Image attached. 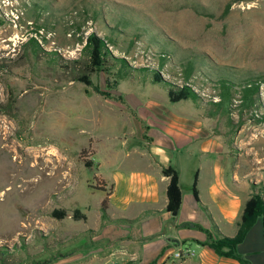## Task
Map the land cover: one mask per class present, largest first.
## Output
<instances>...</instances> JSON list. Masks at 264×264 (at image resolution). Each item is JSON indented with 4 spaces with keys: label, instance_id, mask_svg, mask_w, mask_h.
Instances as JSON below:
<instances>
[{
    "label": "rangeland",
    "instance_id": "1",
    "mask_svg": "<svg viewBox=\"0 0 264 264\" xmlns=\"http://www.w3.org/2000/svg\"><path fill=\"white\" fill-rule=\"evenodd\" d=\"M91 32L114 40L113 56L158 70L175 85L194 60L187 83L203 103L171 102L150 75L74 79L70 69ZM163 51L169 59L161 67ZM215 65L236 70L238 81H263L242 121L236 111L230 122L206 114V103L218 99ZM199 115L211 139L234 153L253 193L263 194L264 0H0V250L8 263L97 261L95 229L107 220L100 202L113 184L114 210L115 175L138 169V148H172L160 142L171 141L167 132L150 134L153 118L180 124ZM55 209L64 216H53Z\"/></svg>",
    "mask_w": 264,
    "mask_h": 264
},
{
    "label": "crops",
    "instance_id": "2",
    "mask_svg": "<svg viewBox=\"0 0 264 264\" xmlns=\"http://www.w3.org/2000/svg\"><path fill=\"white\" fill-rule=\"evenodd\" d=\"M153 121L156 129L150 134L159 138L167 132L171 141L160 142L172 148H138L142 160L138 169L128 176L115 175L114 210L109 204L107 220L95 229L102 244L98 260L91 264H244L203 244L208 234L217 238L215 226L221 234L233 236L243 206L253 194L246 174L239 173L234 153L211 139L200 115L180 124L167 118ZM201 137L205 141L200 148H185ZM168 166L176 170L180 190L175 215L165 209L170 177L161 169ZM194 178L198 199L192 192ZM185 249L191 254L174 256L176 250ZM236 250L251 264H264L260 217Z\"/></svg>",
    "mask_w": 264,
    "mask_h": 264
},
{
    "label": "trees",
    "instance_id": "3",
    "mask_svg": "<svg viewBox=\"0 0 264 264\" xmlns=\"http://www.w3.org/2000/svg\"><path fill=\"white\" fill-rule=\"evenodd\" d=\"M230 4L225 6L223 14L227 13ZM35 42V41H34ZM115 45L114 40L99 36L98 34L91 32L87 35L84 46L82 48L83 56L74 60V64L70 69L72 73H75L77 80L84 81L87 84H91L90 76L93 73L104 72L111 74L114 77V82L118 79H125L133 73L146 76H151L152 82L161 83L167 90L168 98L171 102L179 100L192 99L193 102L200 103V95L189 85L187 82L190 80L193 71L195 69V61L188 60L183 66L181 77L184 83L181 85H175L165 80L158 70L148 67L134 68L129 66L126 60L122 57L113 56L108 48V45ZM158 65L164 66V63L169 59V55L166 51L158 53ZM116 66V70L112 71V67ZM67 67V66H66ZM80 67V68H76ZM215 73L219 76L214 80V87L218 90V99L210 100L206 103V114L209 117H215L221 115L227 117L228 121L231 120V114L236 111L239 114L240 121H242V114L245 111L252 110L256 102V97L260 91V85L263 83L261 78L249 77L237 80L236 70L228 66H212ZM68 68V67H67ZM175 75V74H172ZM235 78V79H234ZM96 92L102 93L98 86H93ZM264 119V118H263ZM86 166H91L92 161L88 160L84 162ZM164 175L169 176V183L167 185L166 194L168 203L165 207L168 211H173L178 208L180 203V190L178 186V177L176 170L172 166L163 167L161 169ZM195 181L192 183V192L196 199H198L197 191L195 188ZM99 189L106 191L104 183H101ZM113 190V184L108 187L104 198L100 202L101 217H107V209L109 207V195ZM63 210L55 209L52 211V215L55 217L64 216ZM260 217L262 221L263 236H264V197L262 193H253L245 202L240 220L238 223L237 231L233 236H226L221 234L215 226L217 232V238H212L208 234L207 240L203 244L208 245L218 255L234 256L241 260L244 264H251L249 260L245 259L236 250V246L243 240L249 229L255 223L256 219ZM0 264H9L5 258V251L0 250ZM31 264H48V261L34 262Z\"/></svg>",
    "mask_w": 264,
    "mask_h": 264
},
{
    "label": "built area",
    "instance_id": "4",
    "mask_svg": "<svg viewBox=\"0 0 264 264\" xmlns=\"http://www.w3.org/2000/svg\"><path fill=\"white\" fill-rule=\"evenodd\" d=\"M190 254H191V252L188 249H185V250H176L174 252V256H176V257L188 256Z\"/></svg>",
    "mask_w": 264,
    "mask_h": 264
},
{
    "label": "water",
    "instance_id": "5",
    "mask_svg": "<svg viewBox=\"0 0 264 264\" xmlns=\"http://www.w3.org/2000/svg\"><path fill=\"white\" fill-rule=\"evenodd\" d=\"M172 212V214L173 215H175L176 214V212H177V208L176 209H174L173 211H171Z\"/></svg>",
    "mask_w": 264,
    "mask_h": 264
},
{
    "label": "bare ground",
    "instance_id": "6",
    "mask_svg": "<svg viewBox=\"0 0 264 264\" xmlns=\"http://www.w3.org/2000/svg\"><path fill=\"white\" fill-rule=\"evenodd\" d=\"M3 176H4V175H3ZM3 176H2V177H3ZM5 176H6V175H5Z\"/></svg>",
    "mask_w": 264,
    "mask_h": 264
}]
</instances>
